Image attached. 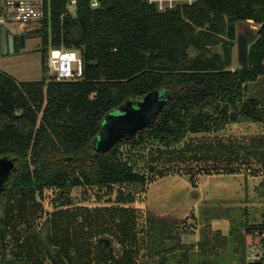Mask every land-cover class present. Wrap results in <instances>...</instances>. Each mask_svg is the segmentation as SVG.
I'll return each instance as SVG.
<instances>
[{"label": "trees", "instance_id": "obj_1", "mask_svg": "<svg viewBox=\"0 0 264 264\" xmlns=\"http://www.w3.org/2000/svg\"><path fill=\"white\" fill-rule=\"evenodd\" d=\"M96 1L93 7L94 0H77L73 14L70 0H49L40 29V81L19 82L0 73V157L15 163L0 198V264L23 259L25 248L8 259L3 245L9 239L21 248V236L12 229L18 219L25 221V213L32 216L35 211L26 203L18 206L21 197L52 189L58 192L57 206L73 205L70 193L75 187L143 188L149 181L138 169L139 152L167 151L190 134L220 132L232 123L264 122V106L245 98L247 84L264 76V0H197L164 12L148 0ZM248 21L260 29L249 48V70L241 73L230 69L232 50L237 24ZM75 25L84 32L79 46L67 34ZM61 47L80 53L81 79L59 82L46 77L49 51ZM217 47L222 53L214 51ZM156 90L166 91L173 100L155 126L97 155L94 140L103 118L128 100ZM126 145L130 149L124 156L120 148ZM82 210L55 212L58 219L39 232V252L52 264H128L126 256L117 257L100 241L88 245L87 228L107 236L112 229L102 228L101 220L84 216ZM159 224L169 227L147 221V264H231L223 257L228 251L237 264H249L246 234L264 232V221L246 224L245 233L231 230V239L209 229L198 244L185 245L178 232L161 235L158 241ZM168 241L173 244L163 246ZM196 250L199 258H194ZM26 259L31 264L36 256L28 254Z\"/></svg>", "mask_w": 264, "mask_h": 264}, {"label": "rangeland", "instance_id": "obj_2", "mask_svg": "<svg viewBox=\"0 0 264 264\" xmlns=\"http://www.w3.org/2000/svg\"><path fill=\"white\" fill-rule=\"evenodd\" d=\"M6 28L15 36V52L13 55L0 54V73L4 72L19 82L40 81L44 76L40 53L42 49L41 28L32 30V27H22L20 24H9ZM259 29L260 25H256L252 21L237 24V40L232 50L231 70L241 69L238 62V36L244 34L257 35ZM21 36L25 37L24 47L21 46ZM214 51L222 53L221 47L215 48ZM75 52L80 54L78 51ZM46 77L54 78L53 70L48 67ZM249 126V122L246 121L237 126L231 125L227 129L226 135L232 138V142L243 145L250 140L249 138L254 137ZM252 127L254 128L255 125ZM212 137H199L188 140L180 153L178 152L176 155L174 151L172 153L157 152V148L147 149L144 153L136 152L138 153L137 156H140L138 169L148 177L147 186L161 175L159 172L162 170L163 172L171 171L172 173L182 171L185 174L183 179L189 185L191 183L186 173L191 172L197 177L196 182L202 187L201 191L196 190L198 192L208 190V195L204 203L196 207L195 212L190 209L192 206L188 193L184 192L185 190L182 188H177L175 183L171 181L160 183V186L154 190H152L153 187L151 186L150 189L152 191L148 190V192L151 191L150 195H147V186L143 188L140 186H113L111 188L75 187L70 193L73 205L63 203V205L58 206L54 203V200L59 198L58 192L52 189H43L31 196L19 199L18 206L26 203L32 209L34 208L35 211H33L32 216H27V213L23 212V214H26L24 217L25 221H19L18 219V227L16 226V229H12L16 231V237L21 236L19 238V240L21 239V248H18L19 242L13 244L9 239L3 242L4 250L7 251V258L15 259L14 255L25 248L24 252H22V262H18V264H29L26 259L28 254L32 255V257L36 256L34 263L31 264H52L47 257H44L39 252L41 250V246L38 243L39 232L46 223L54 222L58 219L55 212L65 208H82L84 216L86 214L89 218H93L92 220H101L103 223L102 228L112 229V234L107 236L104 234L100 235L101 232L92 234L90 230L87 231V228V243L91 247V245H95L101 239L110 240L114 255L117 257L126 256L128 264H147L146 231L149 219L169 226L157 225L158 241L161 235L168 234L173 236L178 232L181 235L182 243L185 245L198 244L203 239L206 230L209 232V229H211L209 223L213 220H226L229 222V239L232 236L231 230L245 233L246 224L262 223L264 221V163L260 164L259 162L251 166L241 164L236 168L230 166L231 170L236 169V175H231L229 167L224 166L220 173L219 170L222 165H218L219 162L217 160L200 159L196 157L194 152L189 153V151H200L204 148H206V151L211 150ZM129 149L130 147L127 145L122 146L120 152L125 156ZM181 153L183 155L179 158L178 155ZM239 183H241V187H239ZM186 202L187 204H184ZM176 207H179L180 211V213H175L176 215L180 217L186 215L183 218L185 221L182 223L159 219L155 216L165 215V212H169ZM23 211H25L24 208ZM121 216H124V221ZM104 221H106V224ZM89 228L93 229L94 227ZM43 234H46L45 229H43ZM247 240L246 261L249 264L263 261L264 240L260 239L257 232L251 233ZM171 242L168 241L163 246L172 245L173 243ZM233 242L232 238L231 251L235 247ZM109 252L111 251L109 250ZM196 252L193 254L194 258H199L198 250ZM176 256V260H178L180 254ZM223 257L229 263L237 264L232 252L228 251ZM171 261L169 260L168 264H173V261Z\"/></svg>", "mask_w": 264, "mask_h": 264}, {"label": "water", "instance_id": "obj_3", "mask_svg": "<svg viewBox=\"0 0 264 264\" xmlns=\"http://www.w3.org/2000/svg\"><path fill=\"white\" fill-rule=\"evenodd\" d=\"M32 30H39L33 28ZM71 43L79 46L84 38V32L80 26L67 29ZM257 35L244 34L238 36V62L239 70L245 73L249 70V48L256 42ZM21 46H25V37L20 38ZM15 36L6 27L0 26V49L2 55L14 54ZM97 65V62H91ZM173 100V96L166 91H152L141 99L128 100L117 110L109 112L102 120L99 133L94 140V150L97 155H105L111 152L117 145L135 138L140 132L153 128L158 118L165 112L166 107ZM15 168L14 160L10 157H0V198L5 191L10 176ZM112 251L110 240H100Z\"/></svg>", "mask_w": 264, "mask_h": 264}, {"label": "crops", "instance_id": "obj_4", "mask_svg": "<svg viewBox=\"0 0 264 264\" xmlns=\"http://www.w3.org/2000/svg\"><path fill=\"white\" fill-rule=\"evenodd\" d=\"M245 98L246 99H254L258 101L262 106H264V76L259 77L256 81L250 82L247 84V87L245 89ZM245 122V121H243ZM247 122V121H246ZM242 122L239 123H232L229 124L225 127L224 130L220 132H213L209 134H196V135H188V137L177 147L167 150V151H162V153H172L174 151V154L180 153L181 149L184 148L188 140H193L199 137H212L213 142H212V147L211 150L206 151V148L200 151H189V153L194 152L197 158H206V159H213L217 160L219 163L218 165L220 166L219 172H222V167L226 166L229 167L230 169V174L231 175H236L235 173L236 169H234V172L231 170V167L236 168L239 165H252V164H257L260 162V164L264 163V122H249L250 124V131L251 133L254 134V137L249 138L250 140L246 142L243 145H239L237 143L232 142V138L228 137L226 135V131L229 126L233 125H238ZM255 125L253 128L252 126ZM263 129H261V128ZM183 153L178 155L180 158ZM167 168V167H166ZM168 169V168H167ZM203 172V171H202ZM159 174H161L159 177H157L153 182H151L147 186V195H150V192L154 190L155 188H158L160 186V183H163L164 181H171L175 183V186L177 188H182L188 193V197L191 200L190 204L192 207L193 212L196 211V207H199L202 205L205 201V198L208 195V190H203V192H198L196 189L201 191V185H199L197 181V177L193 174L186 173L188 180L190 179L191 185H189L187 182H185V179H183V176L185 174L181 172H174L172 173L171 171L163 172L160 171ZM229 174V173H227ZM246 182V178H245ZM151 186L153 187L152 190L150 189ZM239 187H241V183H239ZM194 188V189H193ZM151 190L148 192V190ZM179 193V192H178ZM184 204H187L184 203ZM170 213V214H168ZM175 213H180L179 207L173 208V210H170L169 212H165V215H155L159 219H165L177 223H182L185 220L183 219L184 217H180L176 215ZM211 226L212 231L216 232L219 231L221 234L225 237L229 236V231H230V225L229 222L221 221V220H213L209 223ZM251 234V233H250ZM250 234H246V243L248 242V236Z\"/></svg>", "mask_w": 264, "mask_h": 264}, {"label": "built area", "instance_id": "obj_5", "mask_svg": "<svg viewBox=\"0 0 264 264\" xmlns=\"http://www.w3.org/2000/svg\"><path fill=\"white\" fill-rule=\"evenodd\" d=\"M161 12L182 4H192L197 0H148ZM77 0H70V13L76 8ZM97 7L96 0L92 3ZM49 13V0H0V26L20 24L22 27L41 28L42 21ZM47 66L53 70L57 81L79 80L84 74V63L77 52L65 47L52 48L47 58ZM75 66V69H74ZM264 240V232L258 233ZM264 261V260H263Z\"/></svg>", "mask_w": 264, "mask_h": 264}, {"label": "flooded vegetation", "instance_id": "obj_6", "mask_svg": "<svg viewBox=\"0 0 264 264\" xmlns=\"http://www.w3.org/2000/svg\"><path fill=\"white\" fill-rule=\"evenodd\" d=\"M0 52H1V49H0ZM1 54V53H0Z\"/></svg>", "mask_w": 264, "mask_h": 264}]
</instances>
